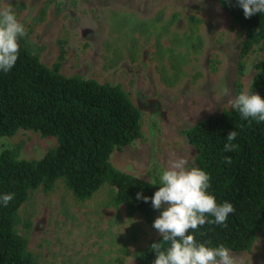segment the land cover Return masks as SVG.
Listing matches in <instances>:
<instances>
[{
    "label": "rangeland",
    "instance_id": "obj_1",
    "mask_svg": "<svg viewBox=\"0 0 264 264\" xmlns=\"http://www.w3.org/2000/svg\"><path fill=\"white\" fill-rule=\"evenodd\" d=\"M8 5L42 63L51 66L62 45L63 75L120 84L139 108L141 137L113 150L116 168L152 180L154 165L162 175L181 157L196 167L182 131L231 108L243 39L217 0H0V7ZM262 58L255 46L243 59V92L251 91ZM55 143L53 136L19 129L0 137V150L19 145L21 158L37 159ZM55 183L48 192H29L18 209L16 230L39 264H134L160 235L153 223L128 218L123 205L111 206L108 185L77 201ZM165 208L155 209V217ZM131 224L138 228L135 241L128 238ZM231 253L242 264H264V229L249 249Z\"/></svg>",
    "mask_w": 264,
    "mask_h": 264
},
{
    "label": "trees",
    "instance_id": "obj_2",
    "mask_svg": "<svg viewBox=\"0 0 264 264\" xmlns=\"http://www.w3.org/2000/svg\"><path fill=\"white\" fill-rule=\"evenodd\" d=\"M217 2L243 31L238 76L233 83L235 97L243 92V59L258 46L263 58L255 64L251 91L264 98V13L245 18L237 0ZM43 14L44 9L38 18ZM18 43L14 67L0 71V137L27 129L53 136L56 143L37 159L21 158L19 145L0 150V198L13 194L7 206L0 199V264H39L27 249V238L16 230L18 209L29 192L37 188L48 192L57 181L77 201L108 185L111 206L123 205L128 218L137 215L148 224L154 223L151 197L162 186L158 165L152 167L153 179L147 180L116 168L110 161L113 150L142 134L140 110L128 93L120 84L63 75L62 45L54 63L46 66L25 37ZM233 130L237 136L232 143L239 147L225 151L226 137ZM182 132L195 149L196 167L210 176L207 192L218 205L229 202L235 209L225 224L205 223L189 234L209 247L222 244L230 251L249 249L257 232L264 229V122L245 120L231 107L196 121ZM226 157L231 158L230 164ZM143 197H148V202ZM137 236L138 228L131 224L128 238L135 241ZM159 242L163 243L161 235L140 250L134 264H154L156 253L151 245Z\"/></svg>",
    "mask_w": 264,
    "mask_h": 264
},
{
    "label": "clouds",
    "instance_id": "obj_3",
    "mask_svg": "<svg viewBox=\"0 0 264 264\" xmlns=\"http://www.w3.org/2000/svg\"><path fill=\"white\" fill-rule=\"evenodd\" d=\"M237 3L245 18L264 13V0H237ZM26 35L27 29L17 19L12 7H0V71L8 72L14 67L19 54L18 39ZM224 94H227V89ZM229 104L243 119L264 122V98L258 93L241 92L230 99ZM236 136L235 130L228 133L225 151L239 147L232 143ZM225 162L230 164L231 158L226 157ZM188 165L189 161L183 157L171 161L160 176L162 186L151 197L154 209L166 205L153 223L163 242L151 245L156 253L154 264H242L224 245L209 247L205 243H197L195 236L189 234L190 230L195 231L205 223L225 224L235 209L229 202L218 205L215 197L207 192L211 186L210 176L202 169ZM137 198H141L140 193H137ZM0 199L7 206L13 194H5ZM143 199L145 202L149 200L148 197ZM206 214L214 219L208 220ZM165 244L169 245L166 249Z\"/></svg>",
    "mask_w": 264,
    "mask_h": 264
}]
</instances>
